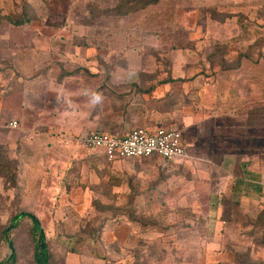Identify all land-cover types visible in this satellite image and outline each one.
Returning <instances> with one entry per match:
<instances>
[{"label":"rangeland","instance_id":"374dc122","mask_svg":"<svg viewBox=\"0 0 264 264\" xmlns=\"http://www.w3.org/2000/svg\"><path fill=\"white\" fill-rule=\"evenodd\" d=\"M114 4L0 0L31 15L0 19V263L12 246L15 264H35L20 213L38 220L49 264L264 262V0H161L126 16ZM135 86L172 102L156 115L172 123L115 128L116 96L138 100ZM160 127L181 133L184 158L109 162L75 141ZM9 148H38L36 167Z\"/></svg>","mask_w":264,"mask_h":264},{"label":"trees","instance_id":"16d2710c","mask_svg":"<svg viewBox=\"0 0 264 264\" xmlns=\"http://www.w3.org/2000/svg\"><path fill=\"white\" fill-rule=\"evenodd\" d=\"M115 2L113 9L114 15L126 16L130 14H135L146 9L149 6L158 4L161 0H113ZM263 1V0H262ZM256 2V1H254ZM3 9L0 8V19H6V22L9 24L18 27L27 24L31 21V15L28 14L27 9H24L23 12L16 16L5 15ZM212 55V54H211ZM216 54L212 57L214 58ZM170 83L166 81L164 84ZM136 87V86H135ZM135 93L140 95V98L134 102H130L129 99L126 100L127 95H117L116 98L119 101H123L120 104L115 103L112 107L114 111H120L117 116V122L114 126L115 128L121 129L122 131H128L126 127L130 128L135 122V118L140 117L143 122L148 123H172V119L169 116L156 117V115H163L168 113L173 108L172 102H166L162 99H159L155 105H152L151 102H146V99H143V96L150 95L152 93V88L146 90H140L137 87L135 88ZM142 97V98H141ZM145 98V97H144ZM118 105V106H117ZM119 122V123H118ZM114 135V134H111ZM127 135V134H126ZM118 136V137H124ZM106 160V158L103 156ZM150 158H158L156 156ZM147 158V159H150ZM107 161V160H106ZM20 217H27L32 222V229L34 233V253L33 258L35 264H49V255L46 245L45 236L43 230L40 228L38 220L31 214L20 213L13 217L12 222L17 221ZM11 253L6 261L1 262L0 264H15V254L10 246ZM264 262L260 263L263 264ZM250 264H253L252 261Z\"/></svg>","mask_w":264,"mask_h":264},{"label":"built area","instance_id":"2783aa9c","mask_svg":"<svg viewBox=\"0 0 264 264\" xmlns=\"http://www.w3.org/2000/svg\"><path fill=\"white\" fill-rule=\"evenodd\" d=\"M16 129L17 123L7 126ZM76 143L82 147L98 150L112 162L117 159H147L153 156L174 161L185 157V144L181 133L171 128H137L124 137L105 132H91L79 136Z\"/></svg>","mask_w":264,"mask_h":264},{"label":"crops","instance_id":"0c3cea01","mask_svg":"<svg viewBox=\"0 0 264 264\" xmlns=\"http://www.w3.org/2000/svg\"><path fill=\"white\" fill-rule=\"evenodd\" d=\"M67 129H64L65 132L71 131L68 127ZM74 129V128H72ZM203 132H199L198 136H203ZM197 134V133H196ZM194 134V135H196ZM198 136H195V138H198ZM220 137V136H219ZM218 137V140L221 141V139ZM220 145V143H219ZM12 147V146H11ZM29 149V150H28ZM48 149V148H46ZM9 156H10V161H17V166L21 169H33L35 168L36 162H38V157H35V155L38 156V148H9L7 150ZM41 151V150H40Z\"/></svg>","mask_w":264,"mask_h":264}]
</instances>
